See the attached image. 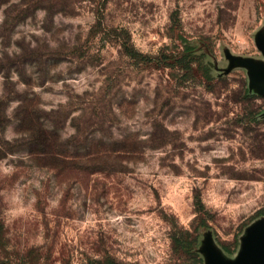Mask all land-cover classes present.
Masks as SVG:
<instances>
[{
	"label": "rangeland",
	"instance_id": "rangeland-1",
	"mask_svg": "<svg viewBox=\"0 0 264 264\" xmlns=\"http://www.w3.org/2000/svg\"><path fill=\"white\" fill-rule=\"evenodd\" d=\"M0 144V264H264V0H0Z\"/></svg>",
	"mask_w": 264,
	"mask_h": 264
},
{
	"label": "trees",
	"instance_id": "trees-1",
	"mask_svg": "<svg viewBox=\"0 0 264 264\" xmlns=\"http://www.w3.org/2000/svg\"><path fill=\"white\" fill-rule=\"evenodd\" d=\"M105 2L101 4V6H98L95 10V14L97 17V23L95 26L100 25V17L102 14L101 8H103V5ZM104 36L103 39L110 40L115 39L119 42L120 48L122 52L128 56L129 58H135V57H141V62L146 64L153 60V58L147 57L142 55L140 52H137L131 43V36L127 29L120 27L117 29H110V30H104L103 32ZM193 53V46L190 45L188 42H185L183 50L180 52V55L174 58V61L172 66H178L183 70H190L191 69V60L190 56ZM166 58V57H165ZM167 59V58H166ZM157 62L159 60L157 59ZM207 69V67H205ZM19 108L25 109V115L23 119L21 120L23 124H26L28 126L27 131H29L26 135V137L23 139L26 153L28 156L32 157V159H37L41 161L46 166L56 167L57 165L54 163H57V161H61L64 158V155L62 154V151L60 149V138L57 135L56 130H47L44 128H41V123L39 122L37 116L34 113V109H31V111L27 112V106L24 104V100H20ZM18 142V140H15L14 143L11 145L12 147H16L15 142ZM115 144V143H113ZM122 149H124L125 153L132 154L135 153V150L133 148H130L131 144H127L129 146H126V143H122ZM18 147V146H17ZM4 148L0 144V154L3 153ZM6 151V149H5ZM118 149L116 148H107L102 150H97L95 153L91 156H89L88 153L83 154H77L78 156V163L80 165H86L89 162L99 164L100 161L105 160L106 158H109V153L116 152ZM62 158V159H61ZM93 164V165H94ZM198 203H200L199 200H197ZM2 230V224H0V232ZM182 247H184L188 252L192 253L196 263H201V258L194 252L193 246L196 242V236L193 237L191 240H182L179 239L177 241ZM89 264H120L117 262L111 255H106L101 258L93 259Z\"/></svg>",
	"mask_w": 264,
	"mask_h": 264
}]
</instances>
